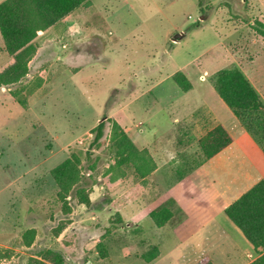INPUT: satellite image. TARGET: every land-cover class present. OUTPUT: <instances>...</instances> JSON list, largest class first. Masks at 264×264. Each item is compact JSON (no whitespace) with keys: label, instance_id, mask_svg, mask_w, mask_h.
I'll list each match as a JSON object with an SVG mask.
<instances>
[{"label":"rangeland","instance_id":"rangeland-1","mask_svg":"<svg viewBox=\"0 0 264 264\" xmlns=\"http://www.w3.org/2000/svg\"><path fill=\"white\" fill-rule=\"evenodd\" d=\"M102 1L94 0L96 5ZM107 1L109 3L105 9L114 12L115 28L127 35L120 44H117L120 47L116 45L114 51L110 53L105 51L108 31H104V27L99 23L96 25L101 31L97 35L86 37L79 33L57 42L69 43L71 48L74 39H77L80 43L78 51L84 54L87 52L91 59L98 60L89 74L88 83L79 85L83 94L75 93L67 99L58 101L53 109L57 118L61 116L63 118L60 125H57L58 141L51 140L54 133H45L38 126L32 128L28 122L23 125L17 118L9 121L12 125L8 127L7 132H0V218L11 226L0 227V264H25L30 256L44 250L59 254L63 264H105L98 256V245L107 253L106 264H145L136 258L141 259V256L152 247H144V244L149 241L156 242L153 240H157L158 236L153 234L152 230L155 227L148 217H144V211L161 199L167 187L166 181L170 176L173 161L195 163L201 160L197 144L194 142L196 136L192 133L190 124L177 125L179 130L180 126L183 127L182 135L187 136L186 139L190 141L183 145L180 135L175 147L170 149L173 153L172 160L155 174L154 183L146 181L147 184L150 183L148 190L144 191L145 187L132 176L127 181L129 191L123 196L120 195L122 185L114 189L106 186V189L99 188V191L97 187H93L96 196L99 197V202L95 205L102 210V216L99 218H89V221L79 222V225L74 221L77 220L76 206L71 213L64 214L56 200V191L52 189H48L40 200L37 198L40 197L39 188L45 181L42 177L43 170L39 171L37 168L40 155L46 154L52 146L62 158L64 153H60L59 149L62 147L66 150L68 145L67 153L79 155L82 171L88 176L91 172L85 171L87 168L85 152L93 139V128L103 120L104 113L107 117V113L116 106L129 103L125 108V114L133 112L130 114L131 124H136L138 129H144L154 122L147 111L151 106V98L140 94L147 91L149 85L138 84L137 79L129 78L128 74L124 75L125 84L118 85L119 74L124 72L123 59L132 66L133 63L144 62L147 55L155 56L160 74L173 72L192 59L198 61L200 71L209 77L219 70L237 67L264 101V39L253 31L256 22L264 24V0ZM196 23H199V28L191 29ZM178 34L185 36H177ZM177 40L179 42L175 45ZM116 50L119 54L115 57ZM102 57L114 59L107 72L103 69L101 61L104 62L105 58ZM148 71L146 66L138 74H146ZM192 80L196 82L193 77ZM110 86L116 88L107 92ZM194 86L196 91L202 89L210 91L207 87L201 88L206 86L205 83ZM115 89H120L121 93L114 96L111 108L106 111L105 104ZM210 89L217 101H220L213 88ZM130 91L131 93L127 95ZM132 92H135L137 100L131 104L132 100L128 101V98ZM25 93L28 94V90ZM205 93L210 103L215 105L211 92ZM20 96L23 97L24 94L21 93ZM1 124L2 121L0 127ZM110 127L111 124L107 121L100 140L102 145L92 150V159L97 161L93 181L98 187H103L104 181L101 176L103 170L114 161L109 142ZM65 129H68V132ZM80 141L82 144H79ZM33 169L35 171L32 173ZM226 178L230 181L229 175ZM222 180L225 182L224 177ZM18 189L22 191L20 193L22 195H18ZM94 189L91 191L95 192ZM136 190L142 191V195L135 194ZM18 200L41 204V208L38 204L34 208H27L28 205H20ZM135 200L140 203L128 208V215L134 216L140 210L139 226L132 224L133 220L127 217L123 220L117 211ZM223 200H227V197H223ZM166 205L172 206L173 203L168 200ZM210 205L219 206L213 203ZM12 214L15 216L11 220ZM117 215L121 222L118 221ZM64 223H67L66 227L56 235V231ZM71 227L75 230H70ZM28 229H34L35 238L32 246L26 248L22 245V234ZM158 235L163 239L162 243H159V250L165 254L177 239L160 233ZM90 237L93 238L86 242ZM213 246L214 243L205 248L211 251L217 247ZM124 248L128 251V256L123 257ZM185 249L187 248L183 245L181 250Z\"/></svg>","mask_w":264,"mask_h":264},{"label":"crops","instance_id":"crops-1","mask_svg":"<svg viewBox=\"0 0 264 264\" xmlns=\"http://www.w3.org/2000/svg\"><path fill=\"white\" fill-rule=\"evenodd\" d=\"M2 1L4 0H0V3ZM108 3V1L103 0L96 5L94 0H91V5L88 8H78L59 24L48 28L34 40L36 53L28 64L29 73L22 82L23 87H25L22 94L26 98V104L21 106L10 95V89L0 90V121H2L0 132H7L8 127L12 125L9 121H14L17 118L23 122V125L28 122L32 128L38 126L45 133H54L51 140L53 142L58 141L57 125H60L59 123L63 121V118L62 116L57 118L53 109H55L58 101L67 99L75 93L83 94L79 88L88 83L89 74L92 68L97 65L98 60L91 59L87 52L85 54L80 53L78 51L80 43L77 39H74L71 48L69 43L60 44L57 42L79 33L86 37L97 35L101 31V28L99 29L96 25L99 23L101 27H104V31H108L107 36L109 38L106 36L105 51L107 53L114 51L115 46L120 44L127 35L115 28L113 24L114 12L105 9ZM178 32L180 33L181 30ZM177 36L184 37L185 34H178ZM178 42L179 40L175 45ZM117 54L119 51L116 50L115 57ZM102 58H105L104 62H101L104 65L103 69H106L107 72L114 59ZM12 62L13 59L3 51V43L0 38V72ZM122 63L124 72L119 74L118 85L125 84L124 75L126 74L129 75V78L137 79L138 84L149 85L147 91L140 92V94L148 95L151 98V106L147 111L151 121L154 120V122L144 129H138L136 124H131L130 114L133 112L130 111L129 115L125 114V108L129 103L116 106L107 113V117L122 127L138 149H147L150 153L157 168L146 180L154 183L155 174L163 169L164 164L172 160L171 155L173 153L170 149L175 147L180 135L181 141L184 142L183 145L190 141L186 139L187 136L182 135L183 127L180 126L179 130L177 125L190 124L192 133L196 136V140H194L196 144L199 138L218 125L222 126L232 139V143L226 149L193 170L182 181L169 188L165 187L161 199L144 211V217H148L149 212L160 205H166L168 200L173 203L172 206L166 205L172 213L169 222L161 228L154 226L155 228L152 230L153 234L158 236L157 240H153L156 242L149 241L144 244V247L155 246L159 250V243H162L163 240L162 237H159V233L177 239L168 252L163 254L159 250V255L149 263L144 261L145 264H200L202 260H207L211 264H250L258 255L242 233L225 216L224 210L254 184L261 180L264 181V155L261 150L224 103L220 99L217 101L210 89L212 85L208 81L209 75L205 76L200 71L197 60L192 59L181 68L165 74H160L159 64L155 56L147 55L144 57V62L133 63L132 66L126 59H123ZM146 66L149 71L146 74H138ZM177 72H182L192 85L191 90L187 93L181 92L172 81V76ZM192 77L195 79V83ZM204 83L206 86H201V88L207 87L210 91L205 88V90L202 89L203 91L195 90V84ZM114 88L116 87L111 88L110 86L107 92ZM27 90L31 92L25 93ZM135 92H132L128 98V101L132 100L131 104L137 100L134 95ZM205 92H211V98L214 99L215 105L210 103ZM130 93L131 91L127 95ZM67 130L65 129L66 132H68ZM67 146L66 150L62 147L59 149L60 153H64L62 158L55 152L53 146L46 154L40 155L37 168L39 171L43 170L42 177L45 181L39 188L38 195L40 197H37L39 200L46 195L48 189L56 191V187L49 177V171L68 157ZM34 171L35 169L32 170V173ZM227 174L230 181L226 178L228 177ZM129 177L115 186L103 182L104 188L95 184L93 187H97L99 191V188L106 189V186L114 189V187L122 185L120 195L123 196L129 191L127 186ZM223 177L225 182L222 180ZM149 185L150 183L144 185V191L149 189ZM93 187L92 189H94ZM18 191V195H22L20 194L22 191L20 192V189ZM142 193L140 190L135 192L138 195H142ZM96 194L95 190L89 196L93 204L91 210H86L82 205L76 206L77 220L73 219L74 221L82 223L102 216V210L95 205L99 202V197ZM223 197H227V200L224 201ZM21 202L20 205H28L27 208H34L38 204ZM139 203L138 200L130 201L118 209L120 217L123 220L126 217L132 219L133 222L131 223L139 226L140 210L134 216L128 215V208L139 205ZM210 203L219 206L214 207ZM40 205L38 204V206ZM14 216L13 214L10 216L11 220ZM0 224L1 228L4 225L11 228L9 223L5 224L1 218ZM70 230L75 229L71 227ZM91 238L93 237H90L86 242ZM213 243L215 245L213 247L217 245L216 249L207 251L205 247ZM183 245L187 249L181 250ZM122 253L123 257L128 256V251L125 248ZM107 259H101V262L106 264ZM136 260L143 261L140 258H136Z\"/></svg>","mask_w":264,"mask_h":264},{"label":"trees","instance_id":"trees-1","mask_svg":"<svg viewBox=\"0 0 264 264\" xmlns=\"http://www.w3.org/2000/svg\"><path fill=\"white\" fill-rule=\"evenodd\" d=\"M91 0H4L0 3V38L3 51L13 59L11 65L0 72V90L10 89V95L21 105L26 104V98L20 96L25 87L22 82L29 73L28 64L36 53L34 40L45 30L56 26L78 8H88ZM199 28V23L191 29ZM253 31L264 39V24L256 22ZM172 81L183 93L191 90L192 85L182 72L172 76ZM219 99L230 110L240 126L257 145L264 155V101L249 82L244 73L237 67L217 71L208 79ZM19 88V90H17ZM31 91L28 90V93ZM121 93L115 89L105 104V110L111 108L114 96ZM111 124L109 142L114 161L103 170L102 180L110 186L123 182L127 177L141 181L144 186L146 179L157 168L147 149H138L122 127L114 120H103L93 128V139L85 152L87 168L91 172L86 176L82 171V161L77 153H69L68 157L49 171V177L56 187L55 197L60 203L64 214L71 213L73 208L82 205L91 210L93 204L90 194L94 185L93 173L97 161L92 159V150L102 145L100 141L104 134L106 122ZM232 143L227 131L220 125L215 126L197 141V150L201 160L195 163L173 161L170 176L166 181L169 188L182 181L193 170L202 166ZM225 216L242 233L253 247L258 257L250 264H264V181L261 180L249 188L224 210ZM118 216V221L121 218ZM156 228L165 226L172 217L166 205H160L148 214ZM64 223L56 231V235L66 227ZM35 238L34 229H28L22 234V245L32 246ZM100 259L107 258L103 247L97 246ZM159 255L157 247L152 246L141 256L147 263ZM25 264H63L62 257L51 250L35 253ZM200 264H211L202 260Z\"/></svg>","mask_w":264,"mask_h":264},{"label":"built area","instance_id":"built-area-1","mask_svg":"<svg viewBox=\"0 0 264 264\" xmlns=\"http://www.w3.org/2000/svg\"><path fill=\"white\" fill-rule=\"evenodd\" d=\"M79 144H82V142L80 141ZM88 175V174H87Z\"/></svg>","mask_w":264,"mask_h":264}]
</instances>
